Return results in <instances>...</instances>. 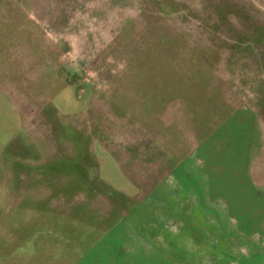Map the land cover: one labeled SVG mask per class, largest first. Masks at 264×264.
Listing matches in <instances>:
<instances>
[{"label": "rangeland", "instance_id": "374dc122", "mask_svg": "<svg viewBox=\"0 0 264 264\" xmlns=\"http://www.w3.org/2000/svg\"><path fill=\"white\" fill-rule=\"evenodd\" d=\"M257 54L264 0H0V264L75 260L149 190L156 131L203 135Z\"/></svg>", "mask_w": 264, "mask_h": 264}, {"label": "crops", "instance_id": "0c3cea01", "mask_svg": "<svg viewBox=\"0 0 264 264\" xmlns=\"http://www.w3.org/2000/svg\"><path fill=\"white\" fill-rule=\"evenodd\" d=\"M263 55L254 57L237 99L211 109L203 135L175 125L156 131V176L144 181L150 188L141 198L110 212L103 229L78 231L94 238L75 260L43 264H264V80L253 74ZM146 131L141 152L148 155ZM120 177L112 191L129 186Z\"/></svg>", "mask_w": 264, "mask_h": 264}]
</instances>
